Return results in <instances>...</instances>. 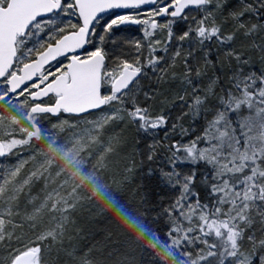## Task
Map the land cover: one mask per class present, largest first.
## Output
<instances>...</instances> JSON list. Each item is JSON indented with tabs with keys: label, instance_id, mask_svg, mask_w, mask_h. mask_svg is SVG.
I'll use <instances>...</instances> for the list:
<instances>
[{
	"label": "snow or ice",
	"instance_id": "6c2138e0",
	"mask_svg": "<svg viewBox=\"0 0 264 264\" xmlns=\"http://www.w3.org/2000/svg\"><path fill=\"white\" fill-rule=\"evenodd\" d=\"M0 57L8 61L0 116L27 131L0 152V198L19 175L13 150L29 146L36 157L32 141L53 143L58 125L107 135L102 152L118 150L116 129L117 144L130 131L124 171L137 176L134 223L153 255L168 264H264V140L253 138L264 132V0H0ZM33 179L42 176L28 173L8 199L19 201L24 186L29 203L38 199ZM12 215L11 205L0 211L5 247ZM38 239L9 264L29 253L40 264L42 242L55 237ZM135 251L120 264H135ZM91 252L69 254L94 264Z\"/></svg>",
	"mask_w": 264,
	"mask_h": 264
},
{
	"label": "trees",
	"instance_id": "16d2710c",
	"mask_svg": "<svg viewBox=\"0 0 264 264\" xmlns=\"http://www.w3.org/2000/svg\"><path fill=\"white\" fill-rule=\"evenodd\" d=\"M224 70L226 72L227 67ZM132 135L131 133L125 151L123 149L120 157H118V160L121 158V163L131 153L129 145L132 143ZM115 136L119 137L121 135ZM13 143L14 141H10L8 148ZM30 147L31 149H35L38 154L42 153L45 149V146H39L34 140ZM27 150L29 152V146L16 148L9 156V159L17 152V155L19 154L18 163L20 164V158L24 154H27ZM21 153H23L22 156ZM17 164L13 165V167H16ZM10 172L11 168L6 169L4 176L6 180L9 179ZM123 177L125 179L114 174L103 177L101 186L104 196L98 199L100 204L92 207L93 203L96 202L94 200L89 206L72 213L73 222L70 226L68 225L62 237L56 235L54 236L55 239L51 242H42V250L39 253L40 264H79V261L74 259L69 252L75 249L77 253H80L88 248L92 249L91 255L94 258V264H120L122 257L130 254L132 249L136 250L134 253L136 257L135 264H152L153 261L156 264H168L162 253L156 252L153 255L151 249L145 246L144 237L134 223L138 222L142 215L139 201L135 195L138 189L135 172L128 173ZM12 181V183L6 185L8 192L5 194V197L0 198V211L6 210L8 205H11L13 215L8 219L15 220L18 223L13 225L9 224L7 219L5 221L4 231L13 232L14 236L11 239L10 247L0 245V264H9L13 255L23 253L31 248L33 241L41 242L38 238L42 234L47 235L46 233L52 227V215L47 210L33 211L34 207L40 205V201L29 203L30 196L27 193V189L23 190L19 201L8 199V194L12 193L13 189L18 186L19 179L13 177ZM115 186H123L124 190L120 192L115 191L113 190ZM110 187L112 188L109 190ZM37 190L31 191V195L38 197L42 194V189ZM108 192L111 197L114 196L121 199L132 215L126 218L115 212L111 204V197L107 195ZM17 208L19 214L16 212ZM13 249L16 251L13 252Z\"/></svg>",
	"mask_w": 264,
	"mask_h": 264
},
{
	"label": "rangeland",
	"instance_id": "374dc122",
	"mask_svg": "<svg viewBox=\"0 0 264 264\" xmlns=\"http://www.w3.org/2000/svg\"><path fill=\"white\" fill-rule=\"evenodd\" d=\"M90 128L91 126L83 124L79 126L71 124L58 125L53 143L45 146L44 151L37 153L36 157L28 155L27 150V154L20 158V164L18 163L16 166L20 168L17 178L19 179L18 186L14 188L16 190H18L28 173L36 171L38 175L42 176L39 182L33 179L31 191L42 189V194L35 200L40 201V205L47 196V206L40 207V211L47 210L52 215L50 231L54 236L62 237L64 235L68 225L70 226L73 222L72 213L89 206L94 200L96 202L93 203L92 207L100 204L98 199L104 196L101 186L104 176L114 174L125 179L123 176L128 174L125 173L124 167H122L126 163V158L123 159L122 163L121 158L118 160L122 150L125 151L127 147L124 143L117 144L116 142L117 136L115 135H121V130L116 129L111 138V143L118 150L113 152L105 150L102 152L101 149L105 148L102 141H109V137L107 135L101 136L99 132L91 131ZM131 133L129 131L125 133L127 142H129ZM13 136L26 137L27 131L21 127L20 122L5 113L0 116V141L8 148L10 141H13ZM253 138L264 140V132L256 134ZM56 141H59V143L57 144ZM18 155L15 152L11 159H19ZM111 164H113V168H110ZM105 173L108 174L105 175ZM45 183L47 187H44ZM25 189L29 193V187L24 186L23 190ZM113 190L120 192L124 188L123 186H115ZM49 193L51 195H48ZM107 195L110 196L109 192ZM69 201L75 204L70 213L64 211L66 202ZM53 203H55V210L52 209ZM61 225H63V229ZM48 233L49 231L46 234Z\"/></svg>",
	"mask_w": 264,
	"mask_h": 264
},
{
	"label": "water",
	"instance_id": "95a60500",
	"mask_svg": "<svg viewBox=\"0 0 264 264\" xmlns=\"http://www.w3.org/2000/svg\"><path fill=\"white\" fill-rule=\"evenodd\" d=\"M7 59L0 57V73L7 69ZM5 151L4 145L0 142V152ZM16 264H35V254L29 253L25 256H19L16 260Z\"/></svg>",
	"mask_w": 264,
	"mask_h": 264
},
{
	"label": "bare ground",
	"instance_id": "6f19581e",
	"mask_svg": "<svg viewBox=\"0 0 264 264\" xmlns=\"http://www.w3.org/2000/svg\"><path fill=\"white\" fill-rule=\"evenodd\" d=\"M112 165H113V164L110 165V168H112Z\"/></svg>",
	"mask_w": 264,
	"mask_h": 264
}]
</instances>
